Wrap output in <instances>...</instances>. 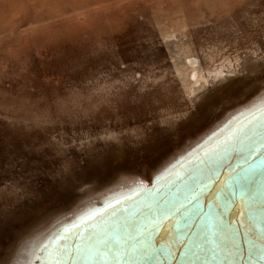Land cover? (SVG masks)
<instances>
[{"label": "rangeland", "instance_id": "1", "mask_svg": "<svg viewBox=\"0 0 264 264\" xmlns=\"http://www.w3.org/2000/svg\"><path fill=\"white\" fill-rule=\"evenodd\" d=\"M262 115L264 0H0V264H114L49 256L88 214L203 179Z\"/></svg>", "mask_w": 264, "mask_h": 264}, {"label": "snow or ice", "instance_id": "2", "mask_svg": "<svg viewBox=\"0 0 264 264\" xmlns=\"http://www.w3.org/2000/svg\"><path fill=\"white\" fill-rule=\"evenodd\" d=\"M261 121L264 115L260 119L253 117L246 129L237 130L235 143L227 142L213 149L207 162L199 159L192 164L196 169L208 163L214 165L207 167L203 179L185 184L184 177L173 176L163 190L138 193L130 204L117 201L103 212L88 214L75 226V239L71 244L53 251L49 259L114 264L140 261H163L164 264L173 261L177 264H252L259 261L264 264V216L247 206L239 211V216L249 213L250 227L246 228L238 220L231 224L228 221L234 204L239 207L238 193L228 187L229 178H236L234 174L239 167L230 165V153L237 143H244L243 136L246 140L243 164L248 165L249 170L264 165V131H260L264 123ZM180 184L183 187L171 194L169 185ZM214 188L217 198L210 199L209 211L203 212L202 201ZM169 222L171 226L165 228ZM157 236L161 237L159 247L156 246ZM44 250H48L47 246Z\"/></svg>", "mask_w": 264, "mask_h": 264}, {"label": "bare ground", "instance_id": "3", "mask_svg": "<svg viewBox=\"0 0 264 264\" xmlns=\"http://www.w3.org/2000/svg\"><path fill=\"white\" fill-rule=\"evenodd\" d=\"M230 165L232 167L239 166L237 168V173L234 174V176L236 178L235 179L229 178L230 181H229V185H228V187H230V188L235 187L233 190L238 193L239 207H237L234 204L233 209L228 214V220L234 219L237 216V214H239V211L243 207H246L249 204V200L244 198V197L247 196V194L250 192L251 188L254 187L256 184H263L264 183V165H260L258 167H253L249 170V166L243 164L242 156L240 158L236 159ZM263 188H264V186L261 189H263ZM210 206L211 205H210V201H209L207 203V205H205V208L210 207ZM166 226L170 227L171 222H169V224ZM161 235H163V231L161 232ZM169 240L171 242L170 238H169ZM160 243H161V237L157 236L156 237V246L159 247ZM177 248H181V250H182V246H180L179 244H177ZM160 262L150 261L149 263L160 264Z\"/></svg>", "mask_w": 264, "mask_h": 264}]
</instances>
